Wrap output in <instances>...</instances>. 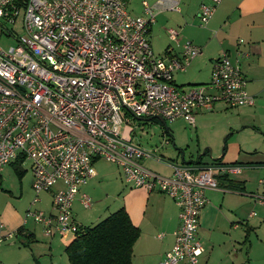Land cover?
Returning a JSON list of instances; mask_svg holds the SVG:
<instances>
[{
  "label": "built area",
  "instance_id": "2783aa9c",
  "mask_svg": "<svg viewBox=\"0 0 264 264\" xmlns=\"http://www.w3.org/2000/svg\"><path fill=\"white\" fill-rule=\"evenodd\" d=\"M222 1L201 4L200 27ZM180 4L142 0L143 14L134 15L126 0H0V19L20 23L25 34L15 46L0 45V193L5 167L28 162L35 193L31 206L41 201V193L55 189L51 212L28 209L25 216L41 224L47 236L67 237L78 230L74 202L92 208L81 188L94 178V162L104 158L121 168L126 184L166 194L179 207L174 244L160 264H200L205 248L198 232L206 191L221 189L219 177L237 174L242 166L166 161L158 150L133 141L132 120L182 119L195 127L197 113L213 111L219 103L252 105L254 98L246 88L241 50L234 61L228 52L214 60L208 83H175L174 74L185 71L202 47L181 42L180 32L170 28L169 37L180 50L157 56L148 35L158 14L180 13ZM2 32L14 36L7 28ZM144 159L165 163L173 173L154 172ZM254 198L264 204V195ZM17 232L6 229L0 214V246Z\"/></svg>",
  "mask_w": 264,
  "mask_h": 264
},
{
  "label": "crops",
  "instance_id": "0c3cea01",
  "mask_svg": "<svg viewBox=\"0 0 264 264\" xmlns=\"http://www.w3.org/2000/svg\"><path fill=\"white\" fill-rule=\"evenodd\" d=\"M207 1L181 0V12L171 17L169 22H172L171 25L174 27L170 28H175L180 32L181 42L191 40L202 47V54L195 58L193 64L199 72H205L206 77L196 81L197 84L210 81L213 62L222 53L228 52L233 61L238 50L246 54L241 59V69L247 80V91L253 96L254 103L237 108V125L229 124V130H235L237 134H240L250 129L252 125L249 124H257L253 127L254 131L264 133V0H223L208 24L205 27H200L197 13L201 4ZM239 40H243V42L239 43ZM171 47H176L174 51L176 53L180 50L174 42ZM171 47L167 48L171 50ZM225 107L229 106L224 104L220 109ZM202 114H196V123L197 117L198 120L203 119ZM166 132H171V139L174 142L173 131L167 129ZM227 140L228 138L224 139L222 155L215 157L219 159L220 163L247 164L252 169H256L260 165L264 167V153L260 154L255 149L247 150V152L257 154L254 155V159H249L245 163L239 161L241 159L238 153L235 157L232 155L228 159H224L228 154L227 148L235 150L241 147V143L238 141L235 140L229 144ZM206 143L201 135H198L199 149L203 144L204 150L207 149L208 152L210 150L209 153H211V149ZM182 152L184 150L179 149V156ZM199 153L200 151L191 154L189 160H196ZM164 156L161 155V157L167 158L166 161L177 164L176 159ZM157 164L167 166L170 169V175L173 173L171 166L159 162ZM24 169L26 176L19 179L16 176L11 177V173L16 174L12 164L5 167L0 193V214L8 231L23 227L25 233L22 236L24 235L28 240L26 234L30 232L33 234L34 241L36 239L35 230L27 227L28 219L24 213L18 211L16 203L8 198L9 194L21 198L25 192L30 193L28 195L30 200L34 198L33 175L31 171L27 174V169ZM9 172L11 173L9 174ZM157 173L161 174L162 172L157 171ZM97 176L96 171L94 178ZM228 178L233 179L234 184L238 187H230L219 177L221 189L206 191L208 202L201 212L198 232V237L205 248L200 256V264H264V226L261 224L264 223V214L259 218V225L254 224V218L250 216L246 207L248 201L251 202L256 193L254 190L247 192L249 182L255 178L250 175L248 170L244 169L237 174L228 175ZM85 186L81 188L82 192H85ZM122 192L124 194L123 207L129 213L132 222L141 230L133 247V264H160L166 252L174 244V231L179 226V207L171 197L161 192H149L143 188H133L130 185L123 188ZM31 196L33 197L31 198ZM20 201H17V204ZM41 202L42 199L38 203ZM76 202L78 201L76 200L74 205ZM27 204H31V202ZM74 205V219L78 224H81ZM52 239L53 237L49 240L50 247ZM25 242L26 240L23 245L16 246L15 242L10 240L2 244L0 246V264H35L34 253L27 247L28 245L24 244ZM53 264H55L54 261Z\"/></svg>",
  "mask_w": 264,
  "mask_h": 264
},
{
  "label": "rangeland",
  "instance_id": "374dc122",
  "mask_svg": "<svg viewBox=\"0 0 264 264\" xmlns=\"http://www.w3.org/2000/svg\"><path fill=\"white\" fill-rule=\"evenodd\" d=\"M152 3L154 0H148ZM127 9L134 15L143 14L142 0H126ZM178 12L175 11H164L158 14L156 22L152 25L151 31L148 35L149 42L152 46L154 53L157 56H162L166 51L167 47L173 46V42L169 37L168 30L170 27H174L169 22L171 17H174ZM2 28H7L14 36L7 35V33L2 32ZM19 36H25L24 31L20 23L11 24L7 21L0 19V45L5 49H8L17 44V38ZM181 39V38H180ZM176 48V47H175ZM171 47L172 51L176 49ZM195 60V59H194ZM194 60L191 65L185 71H178L174 74L175 83L181 87H187L190 85L197 84L199 80L205 79L206 74L199 72L194 68ZM221 106H224L223 103L216 105L215 110L204 112L202 114L203 119L198 120L195 127L189 125L186 121L178 119L176 121L170 122L165 121V125L161 122L154 120L150 121H138L133 119L132 125L135 127V133L133 135V141L137 144H140L141 147L150 150H158L156 152L157 156H164L177 160V164H181L183 161L187 162L190 158V155L200 151L203 152L205 146L201 144L200 149L198 147V135L207 142L206 145L211 149L208 154L203 156V161L207 162L210 158L219 157L222 155V148L224 145V139L228 138V143L234 142L235 140L241 143V147L235 150L227 148L228 154L224 159L235 155L238 153L240 162H246L249 159H254V155L257 153L247 152L248 149L257 150L258 153H264V133H257L254 131L253 127L257 124H249L250 129H247L243 133L237 134L235 130H229V124L237 125L238 119L236 115L237 108L225 107L220 109ZM247 123V122H246ZM241 127V126H240ZM167 129L173 131L174 142L171 139V132H166ZM231 133V135H228ZM227 136V137H225ZM168 139L166 144L165 140ZM243 139H245L243 141ZM229 143V144H230ZM245 144V145H243ZM179 149H183L185 152V159L179 156ZM167 160V158H163ZM142 163L151 168L154 172L160 171L163 175H170V169L167 166H162L157 164V162L144 159ZM243 166L242 170H248L251 176L255 179L251 180L247 186V192L255 191V195H263L264 184L260 185L259 180H264V167L263 165L258 166L256 169L250 168L247 164H240ZM23 168L27 169V174L30 172V164L28 162L21 165ZM98 176L91 180L88 185L85 186L84 190L89 195L93 202V206L90 209H84L78 202L75 203V212L78 214V217L81 221V225L91 226L95 225L103 218L107 217L112 212L116 211L120 207H123L124 204V194L122 189L129 186L125 183L123 173L121 168L104 158L97 159L94 164ZM11 172H9L10 174ZM13 175L11 173V177ZM26 176V175H25ZM24 176V177H25ZM10 178V176H9ZM55 189L49 192L41 193L40 197L42 199L41 203H38L36 206H31L27 204L32 202L29 199L28 192H25L24 195L19 198L14 195H8V198L16 203L18 211L24 213L26 216V211L28 209L33 210H42L47 213L51 212V202L52 194ZM35 196V193L33 194ZM33 196H31L32 198ZM20 201L17 204V201ZM248 213L255 211L256 215L253 216L254 224L259 225V218L264 214V204H259L253 200L248 201L247 204ZM27 227L32 230H35L36 239L27 240V238L20 234L17 238L12 239L15 242V245L22 244L26 240L30 244V250L33 251L34 257L36 259L35 264H70L67 254L65 252V246L70 242L72 235L63 237L60 235L53 236L52 245L50 247L49 240L50 236H47L44 232V229L41 224L36 223L32 219H28ZM264 226V223H261ZM254 235V233H252ZM6 240L4 243L9 242ZM33 241V242H32ZM2 243V244H4Z\"/></svg>",
  "mask_w": 264,
  "mask_h": 264
},
{
  "label": "trees",
  "instance_id": "16d2710c",
  "mask_svg": "<svg viewBox=\"0 0 264 264\" xmlns=\"http://www.w3.org/2000/svg\"><path fill=\"white\" fill-rule=\"evenodd\" d=\"M154 121L160 122L158 119ZM12 166L17 177L21 179L26 173L21 167V162H13ZM220 180L232 188L238 187L228 176H221ZM78 225V230L65 246L70 264H133V247L141 230L132 222L124 207H120L95 225ZM17 233V236L24 234L25 229L20 227ZM26 236L28 240L33 239L30 232H27ZM24 244L29 246L30 243L27 241Z\"/></svg>",
  "mask_w": 264,
  "mask_h": 264
},
{
  "label": "water",
  "instance_id": "95a60500",
  "mask_svg": "<svg viewBox=\"0 0 264 264\" xmlns=\"http://www.w3.org/2000/svg\"><path fill=\"white\" fill-rule=\"evenodd\" d=\"M158 119H159V121L162 123V124H164L165 125V120H164V118H162V117H158ZM140 120H144V121H150L151 120V118H145V119H143V118H141ZM181 150V149H180ZM206 150H204L203 152H201V153H199L198 155H197V158H196V160H188L187 162H184V163H187V164H192L193 162L195 163V164H197V165H199V167H202V164H203V160H202V157L204 156V155H206ZM181 158L182 159H185V152H182L181 153ZM210 162H219V159L218 158H211V160L210 161H208V162H206V163H210Z\"/></svg>",
  "mask_w": 264,
  "mask_h": 264
}]
</instances>
